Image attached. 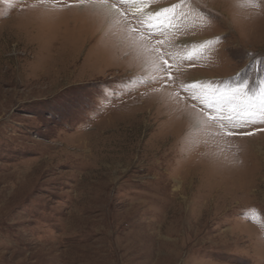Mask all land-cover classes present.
Here are the masks:
<instances>
[{
    "label": "rangeland",
    "instance_id": "obj_1",
    "mask_svg": "<svg viewBox=\"0 0 264 264\" xmlns=\"http://www.w3.org/2000/svg\"><path fill=\"white\" fill-rule=\"evenodd\" d=\"M98 5L0 0V264H264V130L217 134L182 88L258 89L264 0H185L153 37L171 84Z\"/></svg>",
    "mask_w": 264,
    "mask_h": 264
},
{
    "label": "snow or ice",
    "instance_id": "obj_2",
    "mask_svg": "<svg viewBox=\"0 0 264 264\" xmlns=\"http://www.w3.org/2000/svg\"><path fill=\"white\" fill-rule=\"evenodd\" d=\"M83 3L84 0H81ZM152 0H99V7L106 9L113 16L121 17L123 23L127 24L128 13L124 9H132V15L138 17L139 28L132 29L133 35L138 32H146L148 35L145 38L141 36V43L150 46L151 51L156 54L160 61L155 66V70L162 73H167L166 79L168 82L174 83V78L171 76L173 65L169 64L165 57L169 53H162L161 48L172 45V41H165L153 37L159 35L165 37L171 25V21L175 19L177 9H182L185 0H181L179 4H172L168 7H160L153 10L151 7ZM204 41L200 45H194L192 51L195 52L197 47H204L208 44ZM175 59V57H173ZM192 60L191 53L186 57ZM257 61L255 59L246 66L245 71L254 70L253 65ZM239 75V74H238ZM183 91L187 92L191 99L198 100L204 108L201 109L203 115L206 116V123L209 127H216L220 131L217 134L225 136L233 135H253L256 131L264 129L254 128L253 131L239 132L238 129H243L246 126L264 124V79L260 80L257 90H253L250 85L249 78L242 77L231 88L225 86L221 89L219 86L213 88L211 84H204L200 81H195L191 84H184ZM249 215L256 216L255 210H251Z\"/></svg>",
    "mask_w": 264,
    "mask_h": 264
},
{
    "label": "bare ground",
    "instance_id": "obj_3",
    "mask_svg": "<svg viewBox=\"0 0 264 264\" xmlns=\"http://www.w3.org/2000/svg\"><path fill=\"white\" fill-rule=\"evenodd\" d=\"M86 6H87V5H86ZM179 42L184 43V42H185V39H182V41L180 40Z\"/></svg>",
    "mask_w": 264,
    "mask_h": 264
}]
</instances>
